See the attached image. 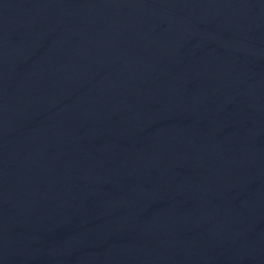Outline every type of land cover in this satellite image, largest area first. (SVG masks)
Returning a JSON list of instances; mask_svg holds the SVG:
<instances>
[{"label": "water", "instance_id": "water-1", "mask_svg": "<svg viewBox=\"0 0 264 264\" xmlns=\"http://www.w3.org/2000/svg\"><path fill=\"white\" fill-rule=\"evenodd\" d=\"M264 167V0H0V264H73Z\"/></svg>", "mask_w": 264, "mask_h": 264}]
</instances>
